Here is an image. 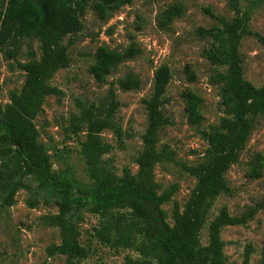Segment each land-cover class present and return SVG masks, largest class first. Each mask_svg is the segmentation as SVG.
Wrapping results in <instances>:
<instances>
[{
	"label": "trees",
	"instance_id": "16d2710c",
	"mask_svg": "<svg viewBox=\"0 0 264 264\" xmlns=\"http://www.w3.org/2000/svg\"><path fill=\"white\" fill-rule=\"evenodd\" d=\"M90 0H0V52L7 60L16 59L21 40L28 39L27 59L17 61L25 72L19 90H11L9 101L0 105V204L13 203L18 189L27 187V178H34L40 187L51 188L57 200L56 213L42 216V220L58 227L60 242L46 249L48 255L65 256V264H76L90 251L78 241L79 231L70 218V212L83 205L100 218L95 229L97 239L110 248L135 250L138 258L125 257L121 264H232L223 254L224 242L220 232L227 225H244L254 214L251 210L231 215L222 208L208 225V243L200 241V230L206 222L214 199L229 191L225 178L227 169L237 162L246 144L255 118L264 114V84L255 86L243 75L239 45L244 36H255L264 44V38L254 32L249 24L251 15L264 0H226L233 12L230 18L216 17L218 25L198 27L196 33L209 39L204 49L208 61L224 69L211 75L219 84L220 105L224 115L215 125L201 131L207 142L203 161L182 169L196 178L184 209L172 204L173 223L164 219L161 205L170 199L175 186L161 194L153 177L157 163L174 160V151L157 148L159 129L169 123L162 107L171 73L166 65L154 71L152 92L144 103L147 124L141 135V150L135 158V174L127 168L117 177L99 157L111 150L112 145L102 138V131L112 130L117 136L121 128L114 122L117 102L115 91L108 90V102L103 107L94 103L76 101L78 113L68 119L72 132H83L81 154L94 185L80 189L66 179H58L51 173L49 154L38 141V130L33 119L42 109L44 97L61 95V91L49 82L54 73L69 63L67 45L62 40L82 29L81 17ZM94 9L101 18L110 16L113 10L131 0H94ZM181 5L175 4L164 13V19L179 15ZM39 42L40 57L30 45ZM139 49L129 45L117 50L105 44L96 50L90 72L97 81H104L123 60L136 55ZM124 89H137L140 80L129 74L121 80ZM188 117L199 120L200 98L188 93ZM92 264H104L96 262ZM242 264H249L246 251ZM261 264H264V260Z\"/></svg>",
	"mask_w": 264,
	"mask_h": 264
},
{
	"label": "rangeland",
	"instance_id": "374dc122",
	"mask_svg": "<svg viewBox=\"0 0 264 264\" xmlns=\"http://www.w3.org/2000/svg\"><path fill=\"white\" fill-rule=\"evenodd\" d=\"M94 3L89 1L81 17L82 29L62 40L67 45L69 63L58 69L49 82L61 95L45 96L40 113L33 119L38 141L49 154L55 177L66 179L80 189L92 187L93 178L80 152L84 133L72 132L68 119L78 113L77 100L100 107L106 105L112 87L117 102L113 120L121 128V135L110 129L102 131V138L112 148L99 157L98 163L117 177L124 168L135 174V158L141 150V135L147 124L144 99L152 92L155 69L168 66L171 78L162 112L169 123L159 129L157 148L173 150L174 160L155 164L153 177L159 194L175 186L170 199L161 205L164 219L172 224L173 201L182 211L196 183V178L185 172L181 164L193 165L204 160L207 142L201 131L217 124L224 115L220 85L211 80L214 72L224 68L211 64L205 57L209 39L198 36L196 29L219 24L206 10L225 18L232 17L233 12L226 0H131L113 10L109 17L101 18ZM175 4L181 5L179 15L166 21L165 11ZM249 24L264 38V5L251 15ZM27 42V38L21 40L16 59L7 60L0 52L1 106L9 101L10 91L19 90L23 84L25 72L17 61L28 58ZM102 44L117 50L133 45L139 52L117 64L104 81H97L89 69ZM30 45L38 59L39 42L34 39ZM239 52L244 77L255 86L264 84V44L255 36H244ZM129 74L140 80L139 88L121 86V80ZM188 93L200 98L196 122L188 117ZM225 178L229 191L214 199L200 230V241L203 245L208 243V225L220 209L226 208L231 215L254 210L244 225L222 227L220 236L224 242L223 254L229 262L242 264L247 251L249 264H261L264 260V114L255 118L248 140L237 162L225 172ZM26 181L28 186L17 190L11 206L0 204V264H65L64 255H48L46 251L60 242L58 227L42 220L43 215L58 211L55 192L40 187L32 177ZM69 214L79 231V243L90 251L76 264H121L127 256L139 257L133 249L110 248L97 239L95 229L100 218L89 210V205L73 209Z\"/></svg>",
	"mask_w": 264,
	"mask_h": 264
}]
</instances>
